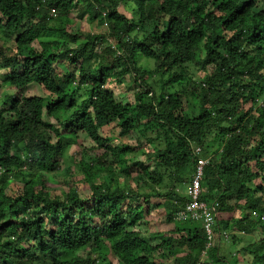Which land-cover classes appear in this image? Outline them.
<instances>
[{"label":"trees","instance_id":"obj_1","mask_svg":"<svg viewBox=\"0 0 264 264\" xmlns=\"http://www.w3.org/2000/svg\"><path fill=\"white\" fill-rule=\"evenodd\" d=\"M42 1L0 0V264H113L108 245L118 264H157L156 251H179L174 264H264V0ZM53 9L89 15L105 31L73 49L80 33L51 27ZM44 34L49 49L33 48ZM106 34L116 43L98 46ZM61 62L67 71L55 67ZM113 74L139 80L134 103L107 86ZM33 85L44 95L7 91ZM187 89L198 100L189 111ZM70 147L86 161L81 188L62 168ZM200 160L209 162L201 200L218 202L214 232L242 237L230 255L214 246L216 260H202L213 249L203 221L177 219L188 201L180 188ZM59 172L61 187L51 190ZM161 206L173 229L149 232L154 245L139 228L152 226Z\"/></svg>","mask_w":264,"mask_h":264},{"label":"rangeland","instance_id":"obj_2","mask_svg":"<svg viewBox=\"0 0 264 264\" xmlns=\"http://www.w3.org/2000/svg\"><path fill=\"white\" fill-rule=\"evenodd\" d=\"M241 1H245V0H241ZM121 11L124 14H126L128 17L132 16V13L130 12V10L128 11L125 8H123V9L121 8ZM76 13H77L76 11H73L72 13H70L68 15H65L64 12H62L61 10H57L54 13L53 16H49V18L51 20L49 25L51 27H54L56 29L58 28L59 30L60 29H62V30L66 29L67 32L68 31L72 32V31H76L77 30L80 33L77 42L72 45L73 49H76L81 43H83L86 40V37H87L86 35L87 34L91 33V34H93L95 36H100V34L105 31V29L99 28V26H97L96 23L95 24H91L90 21H89V15H86L84 17V19H79V18L76 17ZM168 17H169V15H166V16H163V17L160 18V27L161 28H163V24H162L163 20L168 19ZM67 19H71L72 20V24L71 25H69V24L67 25ZM49 34H44L40 40L35 41L33 43L32 47L35 48V49H38L40 51L49 49L50 45L48 43H45V44L42 43L43 40L49 41L48 38L52 37V35H51V37H48ZM54 34H55L54 37L56 36L57 39L58 38H62L61 34H57V33H54ZM104 37L109 38V35L107 36V34H106ZM103 39L104 40H102V42L98 46H102V44L105 41V38H103ZM110 39L112 41V45L116 43L114 38L111 37ZM53 49L57 52L59 50L58 44H55ZM107 53L108 52H104V55L108 57ZM197 59H198V51L194 50V57L192 59V61H193L192 64L193 65H196ZM136 60H137V62H140V64H142V65H148V67H152L153 69L155 68V62L146 60L142 55H138ZM55 67L58 68L59 71H67L68 68H69L67 64L62 63V62L56 64ZM209 71L211 72V68H209ZM3 74L4 73L2 71H0V82H1V76ZM198 76L199 77L200 76L203 77L204 76V72L198 73ZM107 86L112 88V91L115 94V97L118 100H120L121 102H123V103H127V102L134 103V99H135L134 93H135V91L139 90L140 82H139V80H137L136 83H134L132 75L130 76V75L126 74V75H123V76H120V77L117 78L116 75L113 74L111 76V78L109 79V82H108ZM87 89L88 88H86V91H87ZM7 91L10 94L11 93L12 94H15V93L19 94L22 91L25 96L44 95V91L37 85H33L31 87H24V88H20V89H17V90L14 89V88H10L9 87L7 89ZM85 92L82 91L83 98L86 97V95H84ZM184 94L186 96H190V97L188 99H185L182 102V110L189 111V110H191L193 108L194 105L198 104V100L196 98H192L191 97L192 93L190 92L189 89L185 90ZM189 99H193L192 102L189 101ZM2 104H3V99H0V106ZM261 104H262V102H261ZM129 142L131 144H133V145H137L136 141L133 138H131ZM114 144H115V142H114ZM154 146L159 148V145L157 143H155ZM82 147L85 148L86 144H82ZM155 147L151 148V147L148 146V147L144 148V150L147 151V152H152V149H155ZM79 151H80V149H79ZM79 151L75 152V149L73 147H70L68 155H67V157L64 160L65 163L62 166V168L69 167L71 169V174H69L66 178L67 179L74 178L73 179L74 186L77 187V188H81V183L80 182H81L82 179H84L83 178L84 177V173L82 172V170L79 169V165L82 164L85 161L84 157H82V153L79 152ZM221 151H222V148L219 149V152H221ZM103 154H105V150L101 151L100 153H97V155H101V156ZM91 155H93L95 157V155L93 153H91L90 156ZM139 158H143V157L139 156ZM129 159H131V158H129ZM110 162H111V159H110ZM114 168L117 169L116 170L117 173H123L122 169H119L115 165H114ZM139 171L140 170L136 169V170L132 171V174H128L127 173L128 175H131L130 178H128V184H133L134 186L136 185V181H134L133 179L135 178L134 176H136ZM150 172H152L153 174L156 173L154 168H152V170H150ZM10 176H8V177L6 176V179H9ZM63 178H64L63 177V172H59L58 174L57 173H51L50 174V181H49L50 189L51 190H56V188H60L61 187L60 183L62 182ZM106 179H107V177L106 178H100L99 182L100 183H104L106 181ZM3 180H5V177L0 175V186L2 185V181ZM15 181H17V179H15ZM15 181H13V182H15ZM19 185H17V186H19ZM62 187H66V186L62 184ZM87 188H89V187H87ZM86 190H87V194H90V189H86ZM179 192L183 196L186 195L187 192H188V186H186V185L185 186H181ZM157 199H155L154 202H157V203L162 202V200H157ZM163 202H164V200H163ZM241 211L242 210H239L236 215H240ZM164 213H165V208L163 206L157 207L151 213L152 214V219L154 221V224H153V221H152L151 222L152 226L142 225V227L139 228V230L141 231L142 237L145 239V241L151 242L152 244L156 245L157 243H155V242H153V241H151L149 239V236H148L149 232L166 231V230L168 231L169 229H173V225L166 224L165 221H164V217L163 216L160 217ZM226 233H228V234H224L223 236L220 237V239L216 240L218 233H216V231H215V240H216V244L217 245L215 244L214 246H219V248L221 247L222 252H226L227 253V252L230 251L231 253H233V252L236 253V251H234L235 248H232L231 241H232V239L235 236H237L239 238L240 235H238L237 233H234V232H230V231H226ZM240 238H242V237H240ZM108 247H109V249H108V253H107V258L110 261H112L113 264H118V261H117V259L114 256V253L110 250V245H108ZM221 250L219 249V256H220V254H222ZM102 252H107V249H104V251H102ZM230 252L227 253V254L230 255L231 254ZM168 253H170L172 255V257H170L169 259H165L164 256H165V254H168ZM215 253H216V249L213 248L209 252V254H205L203 256V261L207 260V258H209V257L210 258H215L214 260H216V258L218 256H217V254L215 255ZM177 254L180 255V252L179 251L178 252L177 251L176 252L156 251L153 255H154V258H155L157 264H174V257H178ZM99 256H100V252L97 249H95V250L92 251V254L90 255V258L98 260Z\"/></svg>","mask_w":264,"mask_h":264},{"label":"built area","instance_id":"obj_3","mask_svg":"<svg viewBox=\"0 0 264 264\" xmlns=\"http://www.w3.org/2000/svg\"><path fill=\"white\" fill-rule=\"evenodd\" d=\"M55 10H53V15ZM106 42L112 44V41L109 38H105ZM207 165L205 160H200L198 162V169L196 175L191 180L188 185L187 197L188 201L186 202V208L184 211L178 213L177 219L184 220L188 217H191L196 220H202L204 224V229L207 235V249L212 248L215 243V234L213 230L214 226V216L212 212H216V207L218 203L215 201L213 204H208L201 200L202 196L205 194L203 188L204 183V169ZM217 216V214H216ZM218 236H221V233H218Z\"/></svg>","mask_w":264,"mask_h":264},{"label":"clouds","instance_id":"obj_4","mask_svg":"<svg viewBox=\"0 0 264 264\" xmlns=\"http://www.w3.org/2000/svg\"><path fill=\"white\" fill-rule=\"evenodd\" d=\"M42 2L45 3V0H43ZM53 10H55V9H53ZM56 11H57V10H55V12H56ZM51 16H53V11H52ZM105 38H106V37H105ZM105 41H106V40H105ZM205 161L207 162V165H208V163H209L208 160H205ZM207 165H206V166H207ZM203 188H204V187H203ZM204 190H205V189H204ZM216 202H217V201H216ZM217 203H218V202H217ZM214 234H215V232H214ZM224 234H228V233H226V232H223V233H222V232H221V236H223ZM221 236H218V235H217V239H216V240L220 239ZM215 244H216V243H215ZM213 247H214V246H213ZM213 247H212V248H213ZM207 250H208V249H207ZM207 252H208V251H207ZM207 252H205L204 255L209 253V252H208V253H207ZM204 255H203V256H204ZM203 256H202V260H203ZM155 261H156V260H155Z\"/></svg>","mask_w":264,"mask_h":264},{"label":"crops","instance_id":"obj_5","mask_svg":"<svg viewBox=\"0 0 264 264\" xmlns=\"http://www.w3.org/2000/svg\"><path fill=\"white\" fill-rule=\"evenodd\" d=\"M209 260H210V258H209Z\"/></svg>","mask_w":264,"mask_h":264}]
</instances>
